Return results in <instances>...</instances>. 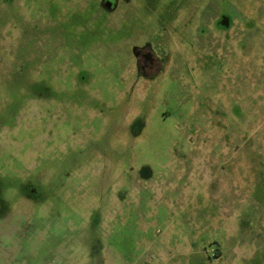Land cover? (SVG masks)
<instances>
[{
    "label": "rangeland",
    "instance_id": "374dc122",
    "mask_svg": "<svg viewBox=\"0 0 264 264\" xmlns=\"http://www.w3.org/2000/svg\"><path fill=\"white\" fill-rule=\"evenodd\" d=\"M0 209V264H264V0H0Z\"/></svg>",
    "mask_w": 264,
    "mask_h": 264
},
{
    "label": "flooded vegetation",
    "instance_id": "af4514ba",
    "mask_svg": "<svg viewBox=\"0 0 264 264\" xmlns=\"http://www.w3.org/2000/svg\"><path fill=\"white\" fill-rule=\"evenodd\" d=\"M138 53H139L138 65L140 67V70L142 72V75H146V76H149L150 77L154 73L156 75V74H158L162 70V68H159V70L158 69L157 70L155 69V68L158 67V64L156 65L155 60L150 63L151 66L145 64V61L143 60L142 55H141V51H139ZM147 66H149V67L147 68ZM148 72H150L151 75H149ZM0 211H1V209H0Z\"/></svg>",
    "mask_w": 264,
    "mask_h": 264
}]
</instances>
